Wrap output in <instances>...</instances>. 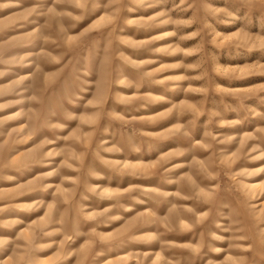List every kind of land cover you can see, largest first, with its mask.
I'll use <instances>...</instances> for the list:
<instances>
[{
  "label": "rangeland",
  "instance_id": "374dc122",
  "mask_svg": "<svg viewBox=\"0 0 264 264\" xmlns=\"http://www.w3.org/2000/svg\"><path fill=\"white\" fill-rule=\"evenodd\" d=\"M0 264H264V0H0Z\"/></svg>",
  "mask_w": 264,
  "mask_h": 264
}]
</instances>
